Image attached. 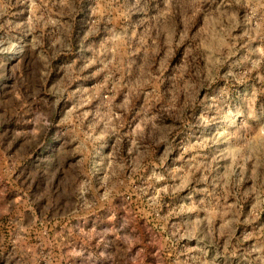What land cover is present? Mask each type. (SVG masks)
Segmentation results:
<instances>
[{"label":"rangeland","instance_id":"rangeland-1","mask_svg":"<svg viewBox=\"0 0 264 264\" xmlns=\"http://www.w3.org/2000/svg\"><path fill=\"white\" fill-rule=\"evenodd\" d=\"M0 264H264V0H0Z\"/></svg>","mask_w":264,"mask_h":264}]
</instances>
